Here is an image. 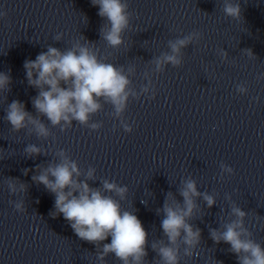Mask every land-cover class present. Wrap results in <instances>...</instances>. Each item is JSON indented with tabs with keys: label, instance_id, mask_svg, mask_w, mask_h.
<instances>
[{
	"label": "water",
	"instance_id": "1",
	"mask_svg": "<svg viewBox=\"0 0 264 264\" xmlns=\"http://www.w3.org/2000/svg\"><path fill=\"white\" fill-rule=\"evenodd\" d=\"M232 2L241 6L239 21L224 14V0H127L130 28L125 43L112 49L100 37L106 21L90 0H0V11L7 13L0 18V72L12 78L11 90L0 92V264H121L114 254L100 261L94 244L79 239L62 215H51L54 195L32 181L36 165L58 161L61 149L82 173L95 169L90 186L100 187L104 179L127 186L121 204L148 233L145 264H159L151 249L164 238L163 214L156 210L169 192L182 202L179 189L188 178L216 203L208 208L202 196L196 198L199 211L190 223L201 229V243L192 256L181 246L180 264H237L230 245L210 238V229L222 231V224L235 218L233 204L247 213L245 227L264 247V0ZM193 31L202 38L182 49L181 65L156 72L151 61L170 52L168 41ZM58 33L60 41L54 39ZM84 39L94 42L107 62L134 69L130 87L139 99L129 98L122 117L133 131L124 132L112 106L101 101L102 110L91 118L102 122L97 131L75 121L61 131L41 118L50 128L48 138L27 129L14 132L4 119L13 100L36 115L31 98L38 93L27 83L25 60H35L48 46L64 50ZM149 80L154 99H148L151 91H141ZM239 85L246 94L237 92ZM29 144L46 154L29 158L24 151ZM25 169L32 171L25 175ZM8 178L26 190L18 184L11 193ZM16 202H23L24 212L15 210ZM110 242L111 237L102 243Z\"/></svg>",
	"mask_w": 264,
	"mask_h": 264
},
{
	"label": "clouds",
	"instance_id": "2",
	"mask_svg": "<svg viewBox=\"0 0 264 264\" xmlns=\"http://www.w3.org/2000/svg\"><path fill=\"white\" fill-rule=\"evenodd\" d=\"M93 6H98V15L106 21L100 28V37L112 49H119L124 42V33L130 28L131 13L128 11L127 0H90ZM223 12L227 17L239 21L242 9L239 3L224 0ZM6 12L0 11V18ZM202 33L193 31L182 38L168 41L170 52L154 58L151 63L155 71H163L165 65L178 67L182 63V49L193 42H199ZM54 39L60 41L62 34ZM243 51L251 58L254 53L250 48ZM220 55L227 56L224 50ZM23 67L26 80L30 87L37 90V95L31 98L36 115L26 110L24 102L13 100L6 108L4 119L10 123L14 132L27 129L37 137L48 138L50 128L41 118H46L52 127L65 131L73 126V122L97 131L102 122H92V117L102 110L103 101L110 104L113 116L119 120L124 132L131 133L132 126L122 117L127 110L129 98L139 99L137 92L130 87L129 76L134 69L117 66L102 58L96 44L84 39L76 40L71 47L61 50L48 46L35 58L26 59ZM12 78L10 74L0 72V92L10 91ZM151 80L142 88L143 93L151 94L148 99H154L156 90L151 88ZM247 88L237 86V92L246 94ZM29 158L40 156L42 150L35 144H29L24 149ZM58 161L49 162L46 166L36 165L38 174L31 177L36 184H41L54 195L53 217L62 215L70 224L77 237L94 244L98 250V259L104 261L109 254L121 264H145L148 256V233L134 211L122 208L121 201L126 199L127 186H121L115 181L104 179L100 187H92L89 180L95 178V169L89 167L82 173L78 163L67 151L61 149L56 154ZM222 171L233 173V168L221 165ZM32 169H25L27 175ZM84 179H81V176ZM11 193L25 191L26 185L16 178L6 181ZM179 195L182 202L169 192L162 208L157 214H163L160 227L163 239L151 243V249L159 258V264H180V250L183 246L184 255L192 256L193 250L201 243V229L190 221L199 211L196 198L203 197L208 208L215 203V198L197 190L196 181L188 178L182 182ZM118 197L119 199H117ZM12 203V202H10ZM18 212H24L23 202L14 203ZM231 215L235 217L230 222L222 224L223 230L210 229V238L214 243L221 242L230 245L229 252L235 254L237 264H264V247L252 238L253 234L245 227L247 215L240 207L232 205ZM111 237L110 243H102Z\"/></svg>",
	"mask_w": 264,
	"mask_h": 264
}]
</instances>
